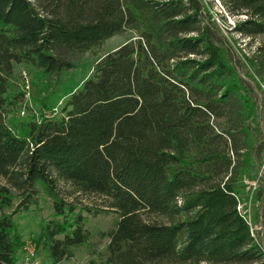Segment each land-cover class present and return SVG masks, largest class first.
<instances>
[{
	"label": "trees",
	"instance_id": "1",
	"mask_svg": "<svg viewBox=\"0 0 264 264\" xmlns=\"http://www.w3.org/2000/svg\"><path fill=\"white\" fill-rule=\"evenodd\" d=\"M213 2L0 0V264H37L21 259L15 215L40 194L51 201L33 237L45 262L83 249L89 264H264L240 208L257 178L264 224V133L227 45L233 33L264 36V0H220L236 18L222 16L230 34ZM127 29L136 36L66 85L82 55ZM247 59L264 84V43ZM18 64L67 95L59 112L47 115V98L20 127L11 122ZM89 195L101 202L80 199ZM100 214L115 217L103 250L88 227Z\"/></svg>",
	"mask_w": 264,
	"mask_h": 264
},
{
	"label": "rangeland",
	"instance_id": "2",
	"mask_svg": "<svg viewBox=\"0 0 264 264\" xmlns=\"http://www.w3.org/2000/svg\"><path fill=\"white\" fill-rule=\"evenodd\" d=\"M213 11L215 12V18L222 25L226 34H230L222 22V16H225L228 23H234L235 17L230 16L220 0H214ZM245 15L238 16V18H244ZM136 36V32L133 29H127L122 33L116 34L113 37L108 38L102 47L93 49L86 52L80 57V62L77 68L72 69L67 76L66 85L72 89L82 84V82L89 77L93 71L95 64L108 52L117 49L120 45L132 39ZM234 38L227 45L230 48L233 60L248 85L253 97L257 103L258 113L257 120L263 129L264 133V84L257 82L254 68L251 61L247 57H253L258 53L259 46L264 43V36L256 37H243L238 33H233ZM44 77L40 72L30 65L18 64L15 68V73L12 80V92L19 95V101L13 106L9 119L17 127H20L24 119H27L32 112H39L43 104L47 103L46 99L51 98L53 103L48 105L49 108L45 109L47 115H53L59 112V106L62 104L67 95L64 93H57L51 95V88L47 85ZM52 87V86H51ZM53 88V87H52ZM43 109V110H44ZM39 115V113H38ZM262 168L260 169L261 172ZM256 179L247 180L248 199L240 205L241 211L247 216L253 231L258 234L259 238L264 241V224L262 217L259 220L255 219V204L254 196L255 190L258 186ZM5 183L4 179L0 177V185ZM64 191L67 192V188L64 187ZM67 195V194H66ZM84 202L94 204V202L100 203L101 199L95 196H81ZM38 205H34L29 209H19L15 215V222L19 232L22 234L24 243L19 251L21 259H30L38 264H53L51 262H45L42 256L38 255L37 245L34 241V234L40 230V224L43 220L50 218L51 201L44 194L37 196ZM12 210H9L11 212ZM1 215V211H0ZM112 214H100L98 216H91L88 227L93 234V240L95 242V248L97 250H103L107 245L109 238L101 235V232L108 230L112 226L114 220ZM92 253H89L83 249L79 250L75 257L64 260L63 264H89L92 259ZM202 264H226V263H207Z\"/></svg>",
	"mask_w": 264,
	"mask_h": 264
},
{
	"label": "built area",
	"instance_id": "3",
	"mask_svg": "<svg viewBox=\"0 0 264 264\" xmlns=\"http://www.w3.org/2000/svg\"><path fill=\"white\" fill-rule=\"evenodd\" d=\"M25 260H28V261H29L30 259H25ZM34 263H37V262L34 261ZM37 264H38V263H37Z\"/></svg>",
	"mask_w": 264,
	"mask_h": 264
}]
</instances>
